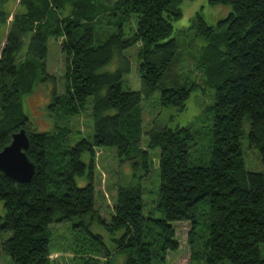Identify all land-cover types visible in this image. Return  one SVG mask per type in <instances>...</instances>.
I'll return each mask as SVG.
<instances>
[{"label": "trees", "instance_id": "obj_1", "mask_svg": "<svg viewBox=\"0 0 264 264\" xmlns=\"http://www.w3.org/2000/svg\"><path fill=\"white\" fill-rule=\"evenodd\" d=\"M181 0H19L0 48V150L13 133L24 128L29 138L25 153L34 163L28 182L17 183L0 171L1 242L15 264H49L53 223L71 221L85 247L76 238V264H110L114 253H124V264H165L168 251L178 243L172 223L189 221L191 264H264L259 243L264 242V172L246 169L241 147L242 122L249 117L248 142L264 164V0H208L231 7L228 15L209 25L200 12L189 28L205 41L199 48L189 85L179 83L178 42L172 22L182 16ZM65 14L63 15V13ZM132 14L136 23L126 36L124 26ZM114 16V19H106ZM116 27L104 40L95 38L100 22ZM62 38L65 90L53 92L49 107L56 123L50 131H37L25 114L21 97L30 94L40 79L49 77L43 61L48 39ZM26 39L25 48L21 52ZM138 44L140 89H123L130 70L127 57L114 71L99 72L114 51ZM195 67V66H194ZM177 71V72H176ZM212 88V149L207 165L190 162L202 134L190 123L170 128L153 126L143 132L142 101L160 92L162 107L184 109L196 87ZM92 96V134L70 143V117L79 114ZM64 119V124L59 120ZM58 120V122H57ZM114 146L128 160L137 177L150 171V150L159 148V188L156 210L161 217L143 214L140 183L117 185L109 220L95 206L94 150ZM90 154L86 165L81 156ZM78 186L75 178L86 174ZM49 187L53 190L49 191ZM203 216V223H199ZM93 222L109 233L122 230L109 250ZM200 224V225H199Z\"/></svg>", "mask_w": 264, "mask_h": 264}, {"label": "rangeland", "instance_id": "obj_2", "mask_svg": "<svg viewBox=\"0 0 264 264\" xmlns=\"http://www.w3.org/2000/svg\"><path fill=\"white\" fill-rule=\"evenodd\" d=\"M115 1V0H109ZM179 7L182 16L174 20V36L178 42L179 62L175 68L179 83L190 84L195 80L199 73L195 70L196 60L201 53L200 46L205 43L204 39L197 34L195 28H189L192 19L200 12L203 19L209 25H214L219 19L228 15L231 11L229 5L218 4L211 5L208 0H181ZM23 10L19 0H0V48L6 38L8 29V21L12 18L14 11ZM65 12L63 13V15ZM106 19H114L109 16ZM136 15L132 14L130 23L124 26L125 35L132 33L136 23ZM116 31V27L108 22H100L96 25L94 32L97 40H104L109 33ZM62 38L48 39V54L43 61L45 71L49 77L40 74L30 94L21 97V103L25 114L34 124L37 131H50L53 129L56 120L50 114V103L52 102L53 92L58 94L64 93L65 90V59L59 50V43ZM26 39L22 46L21 52L25 48ZM138 44L123 50L122 52L114 51L112 60L101 67L99 72L114 71L121 62V55L130 61V70L124 74L122 88L127 90H139L140 78L137 72V51ZM195 66V67H194ZM183 81V82H182ZM213 89L208 87L194 88L185 102L184 109L178 110L174 106L162 107L160 104V92L157 90L148 99L142 101V118L143 132L140 139V146H147L148 136L146 131L153 126H168L176 128L182 125L192 123L195 129L202 133L197 139L195 148L190 149V162L195 165H207L211 157L212 149V113L205 111V106L212 102ZM92 96H88L83 110L68 120L71 127L70 143L74 144L82 137H91L92 134ZM58 122V120H57ZM60 124H64V119L59 120ZM249 117L246 116L242 122V134L240 136V147L246 169L251 171L264 172V164L261 161L258 150L249 146L248 142ZM159 148L150 150L151 164L150 171L146 176L136 177L128 160H121L118 157L114 146H103L95 148L94 157L95 164L93 169V181L96 187L95 206L99 209L100 215L106 220L110 219L112 214V206L116 197L117 185H134L140 183L143 199V214H151L154 217H161V213L156 210V199L159 188V168H158ZM81 160L88 165L90 163V154L85 152L81 156ZM87 181V170L83 176L75 178L78 186H83ZM49 191L53 190L49 187ZM4 208L0 200V216H3ZM199 223H203V216L200 217ZM175 231V239L178 243L176 251H168L166 254L165 264H191L190 247L188 243V233L191 225L189 221H180L172 223ZM200 225V224H199ZM71 221L53 223L51 225V239L49 243L50 263L49 264H76L73 260L75 255L74 249L77 248L76 238H80L78 243L82 248L85 244L83 237L78 235ZM93 233L102 236L104 243L109 250H113L115 243L114 237H119L122 230L109 233L102 225L93 222L90 226ZM10 236L9 232H0V264H15L11 256L1 248V242ZM260 256L264 260V242L259 243ZM99 264L104 263V257L99 254L96 256ZM124 253H114L111 257L110 264H124Z\"/></svg>", "mask_w": 264, "mask_h": 264}, {"label": "water", "instance_id": "obj_3", "mask_svg": "<svg viewBox=\"0 0 264 264\" xmlns=\"http://www.w3.org/2000/svg\"><path fill=\"white\" fill-rule=\"evenodd\" d=\"M28 146V135L21 128L12 134L10 142L0 150V171L14 182H28L34 173V163L25 153Z\"/></svg>", "mask_w": 264, "mask_h": 264}]
</instances>
